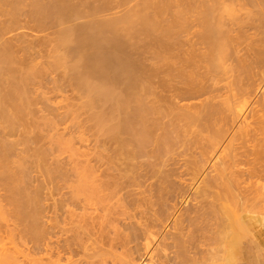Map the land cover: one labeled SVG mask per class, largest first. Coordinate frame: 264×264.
<instances>
[{
  "label": "bare ground",
  "instance_id": "1",
  "mask_svg": "<svg viewBox=\"0 0 264 264\" xmlns=\"http://www.w3.org/2000/svg\"><path fill=\"white\" fill-rule=\"evenodd\" d=\"M263 256L264 0H0V264Z\"/></svg>",
  "mask_w": 264,
  "mask_h": 264
},
{
  "label": "rangeland",
  "instance_id": "2",
  "mask_svg": "<svg viewBox=\"0 0 264 264\" xmlns=\"http://www.w3.org/2000/svg\"><path fill=\"white\" fill-rule=\"evenodd\" d=\"M20 31H26V32H29V33H31V30H27V29H21V30H19V32ZM35 33V32H34ZM56 73V72H55ZM57 74V73H56ZM56 74H51V77H50V75H49V77H48V79L47 80H49V82H51V81H53L54 82V80H53V77H56ZM52 75H54L53 77H52ZM58 75V74H57ZM56 78H58V76L56 77ZM52 79V80H51ZM62 79V78H61ZM61 79H60V82H62L61 81ZM47 80H45V81H47ZM51 80V81H50ZM63 80V79H62ZM59 81V80H58ZM57 81V82H58ZM48 82V81H47ZM64 82V81H63ZM61 94V93H60ZM59 94V95H60ZM64 94H69V92L68 93H64ZM64 94H61V95H64ZM61 95L60 96H58L57 97V99L60 101V100H62V97H61ZM88 136V135H87ZM47 138H45L44 140H41L40 141V145H41V142L43 143L41 146L42 147H44V143L45 142H43V141H45ZM49 139V138H48ZM47 139V140H48ZM76 142V143H75ZM78 142H80V143H78ZM52 143H54V142H52ZM69 143V142H68ZM68 143H63L62 145H59V147H60V150L59 151H57L56 153L57 154H60L59 155V157L60 158H63V161L65 162H72V161H70V160H72V158H73V160H75V159H78V158H80V159H82L83 158V156L81 157L80 155L81 154H83V153H81V152H86L85 150L86 149H88V146H87V143L88 144H90L89 143V141H81V140H79V139H77V141L75 140L74 141V143H71L70 142V144H68ZM85 143V144H84ZM46 144L47 145H45V147H47L48 145L50 146V143H48V142H46ZM74 144V146L72 147V145ZM35 145V144H34ZM39 144H38V146L37 147H39L40 146ZM54 145H56V147L58 146V144L56 143V144H53V147H55ZM69 145V146H68ZM77 145V146H76ZM40 146V147H41ZM67 146V147H66ZM71 146V147H70ZM78 146H79V149H78ZM65 147V148H64ZM75 147V148H74ZM77 147V148H76ZM87 147V148H86ZM84 151H83V150ZM81 153V154H80ZM71 154V155H70ZM75 154V155H74ZM66 156V157H65ZM79 156V157H78ZM72 157V158H71ZM69 159V160H68ZM36 174V173H35ZM47 178V179H46ZM49 179H50V177H49ZM42 180V181H41ZM51 180V179H50ZM50 180H48V176L47 177H45V181H44V178L43 177H40V179H39V181H34L33 182V185H36V184H40L39 186H40V188L42 187V191L41 192H43V193H41V198H42V201H43V207L45 208L44 209V214H45V216H44V222H46V224H48L49 225V223L51 224L53 221H51V217H53L54 215L52 214L53 213V209L55 208L54 206L55 205H53V204H55L54 202H56V198L57 197H59L58 196V194H57V192L56 193H54L55 192V190H56V188H55V186L53 187V185H54V183L52 182L53 181V179L50 181ZM51 185V186H50ZM48 186V187H47ZM55 189V190H54ZM54 190V191H53ZM52 194H53V196H52ZM55 194H57V195H55ZM55 197V198H54ZM83 198V197H82ZM58 199V198H57ZM45 205V206H44ZM47 206V207H46ZM51 206V207H50ZM54 207V208H53ZM47 208V209H46ZM90 208L91 209H89L91 212H93V206L91 207L90 206ZM140 209V208H139ZM89 210H87V211H83V210H78V213H86L85 215H87L88 213H91ZM79 211H81V212H79ZM47 213V214H46ZM51 213V214H50ZM48 215V216H47ZM49 215H50V217H49ZM52 215V216H51ZM47 216V217H46ZM87 216H89V214L87 215ZM137 220V219H136ZM48 221V222H47ZM53 224V223H52ZM52 239H56V237H53ZM56 241V240H55ZM156 241H157V237H156V240H154L153 241V245L151 244V246L149 247V248H147V249H145L146 248V246H144L146 243H145V241L144 240H140L139 242H138V252L135 254V256H139V257H141L142 255H146L145 253L147 252V251H150L154 246H156ZM145 243V244H144ZM134 245V244H133ZM143 245V246H142ZM141 246V247H140ZM143 248V249H142ZM140 250H141V252H140ZM145 250H147V251H145ZM143 252V253H142ZM145 252V253H144ZM141 255V256H140ZM145 258V257H144ZM144 258L142 257V260H140L139 262H138V264H140V262L141 261H143L144 260ZM147 261V260H146ZM63 263V262H62Z\"/></svg>",
  "mask_w": 264,
  "mask_h": 264
},
{
  "label": "crops",
  "instance_id": "3",
  "mask_svg": "<svg viewBox=\"0 0 264 264\" xmlns=\"http://www.w3.org/2000/svg\"><path fill=\"white\" fill-rule=\"evenodd\" d=\"M260 264H264V256H263V258H262V262H260Z\"/></svg>",
  "mask_w": 264,
  "mask_h": 264
}]
</instances>
